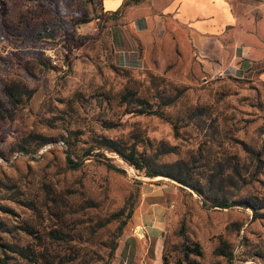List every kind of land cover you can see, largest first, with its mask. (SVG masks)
Masks as SVG:
<instances>
[{"label":"rangeland","instance_id":"rangeland-1","mask_svg":"<svg viewBox=\"0 0 264 264\" xmlns=\"http://www.w3.org/2000/svg\"><path fill=\"white\" fill-rule=\"evenodd\" d=\"M124 1L123 9L145 0ZM117 19L101 0H0V257L6 264H264L263 65L243 74L245 60L236 72L213 74L192 41L162 38L137 46L139 64L123 66L110 46ZM13 81L31 92L9 118L5 87ZM126 91L163 117L136 113L134 99H121ZM100 137L133 144L158 167L184 162L182 174L203 195L144 176L97 148ZM244 146L262 152L260 165ZM96 152L123 171L107 169ZM208 175L214 180L206 183ZM140 222L157 226L148 240L135 232Z\"/></svg>","mask_w":264,"mask_h":264},{"label":"crops","instance_id":"crops-1","mask_svg":"<svg viewBox=\"0 0 264 264\" xmlns=\"http://www.w3.org/2000/svg\"><path fill=\"white\" fill-rule=\"evenodd\" d=\"M102 2L104 10L110 13L123 0ZM140 5L145 13H134L132 9ZM263 15L264 0H145L139 5H127L123 13L113 14L123 22L111 27L110 45L118 64L130 66L139 64L137 46L144 48L162 38H169L178 46L192 41L209 72H236L249 60V65L242 68L243 74H247L246 70H257L259 63L263 65L260 70H264V31H259ZM261 76L264 78V73ZM141 206L148 203L141 202ZM156 229L157 226L146 227L140 222L135 232L139 230L142 239L148 240L147 234L152 235Z\"/></svg>","mask_w":264,"mask_h":264},{"label":"trees","instance_id":"trees-1","mask_svg":"<svg viewBox=\"0 0 264 264\" xmlns=\"http://www.w3.org/2000/svg\"><path fill=\"white\" fill-rule=\"evenodd\" d=\"M125 1L123 0L121 6L119 8H117L114 11H111L110 14L113 15L114 13H118L122 10V8L125 6ZM101 8L103 10V12L107 13V11L104 10V6L102 5V0H101ZM111 46V45H110ZM112 48V47H111ZM113 51V50H112ZM30 90L24 86L21 85L19 82H11L10 84H8L5 87V94L8 98V102L10 104V110L8 111V117L12 118V116L14 115L15 110L17 109V107L19 106V104L22 101V97L25 93H27V96L30 95ZM135 95L134 92H129L126 91L121 95V99L122 101H129L130 99H134V102H136L140 108L137 110H134L136 113L138 114H153L156 115L158 117H163V114L160 110H157L156 108H150L149 106H147V104L145 103V101L139 97L133 98ZM171 102V100H166L164 101L162 104L163 105H167ZM46 141L42 140L41 142H39L38 146H41L43 144H45ZM95 144L97 146V148H101L110 152L115 153L119 158H121L124 162H126L129 166H131L134 170L141 172L144 176L147 177H156V176H164V177H168L176 182H178L181 185H184L188 188H190L194 193H197L198 195H203L204 190H203V186L202 187H197L194 186L193 184L188 182L187 176L185 172H183L184 174H182L181 172V166L184 165V162L182 161H173L171 163L165 164L164 167L162 168V166H155L153 164V161L151 160V158L146 155L144 152L142 151H138L133 144H126L124 143L122 140L120 139H112V138H107V137H100L98 139L95 140ZM92 147H87L84 151H83V155H89L90 152L92 151ZM244 151L247 153V155L252 158L255 159L256 161V166L260 165V155L262 154V152L257 151L253 148L244 146L243 147ZM169 150H158L157 153L161 154V153H167ZM97 156L99 157V161H101V163L107 168V169H111L117 172H122L123 170L121 168H118L116 166H114L113 164L109 163L108 160H106L105 156L102 153L96 152ZM68 166L70 168H76L78 166L77 162L72 161L70 158L68 159ZM214 180V176L208 175V178L204 181L206 183L211 182ZM234 202L233 201H222V200H211V206L212 207H219V208H225L228 206L233 205ZM236 205H241V204H236ZM252 211L255 212L254 208H251ZM131 213V209H128L126 216L128 217ZM115 248V245H111L109 247L107 256L110 257L113 250ZM190 251H194L195 253H199V249L197 244H194V246H192V248H190ZM230 256V255H228ZM0 264H6L5 258L4 257H0ZM103 264H107V263H103ZM162 264H166L165 261L162 262ZM230 264V263H229Z\"/></svg>","mask_w":264,"mask_h":264},{"label":"water","instance_id":"water-1","mask_svg":"<svg viewBox=\"0 0 264 264\" xmlns=\"http://www.w3.org/2000/svg\"><path fill=\"white\" fill-rule=\"evenodd\" d=\"M136 234H138L139 236H141V232L139 230L136 231Z\"/></svg>","mask_w":264,"mask_h":264},{"label":"built area","instance_id":"built-area-1","mask_svg":"<svg viewBox=\"0 0 264 264\" xmlns=\"http://www.w3.org/2000/svg\"><path fill=\"white\" fill-rule=\"evenodd\" d=\"M53 62H55V60H53Z\"/></svg>","mask_w":264,"mask_h":264}]
</instances>
